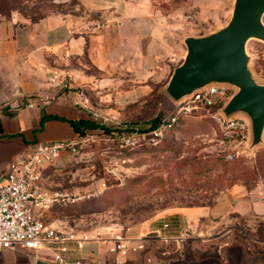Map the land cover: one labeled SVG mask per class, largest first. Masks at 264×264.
<instances>
[{
	"label": "rangeland",
	"instance_id": "rangeland-1",
	"mask_svg": "<svg viewBox=\"0 0 264 264\" xmlns=\"http://www.w3.org/2000/svg\"><path fill=\"white\" fill-rule=\"evenodd\" d=\"M233 6L234 0H0V18L35 22L66 15L81 26L90 48V54L80 58L87 75L69 82L70 90L113 129L109 135L89 132L91 137H81L75 152L65 151L59 165L45 169L46 188L61 195L45 212L47 222L76 234L101 231L105 237L114 229L130 227L128 235L137 230L144 247L122 256L121 264H264L263 218L229 212L226 199L235 184L264 191V130L262 141L244 151L245 142L226 136L197 108L156 141L141 136L153 117L164 119L177 102L189 100L187 95L175 101L165 90L184 59L185 37L223 28ZM125 8L139 13L136 17H150L158 29L153 36L158 50L145 53V43L137 47L134 76L122 68V61L110 73H96L94 47ZM245 50L253 79L264 84V42L248 39ZM136 89L147 92L134 97L130 91ZM238 116L246 118L240 112L229 115ZM230 153H235L232 158ZM213 205L217 211L191 224L167 214ZM172 219L190 229L189 238L165 244L147 237L148 231Z\"/></svg>",
	"mask_w": 264,
	"mask_h": 264
},
{
	"label": "crops",
	"instance_id": "crops-1",
	"mask_svg": "<svg viewBox=\"0 0 264 264\" xmlns=\"http://www.w3.org/2000/svg\"><path fill=\"white\" fill-rule=\"evenodd\" d=\"M138 14L125 8L117 23L112 24V30L105 32L103 42L94 47L96 73H110L122 61V68L132 70L134 76L137 47L145 43V53L158 50L153 38L158 29L150 23V17H136ZM89 50L81 26L66 15H48L35 22L19 16L0 18V181L5 179L8 161L29 150L35 142L73 141L80 137L70 121L90 118L91 109L71 92V83L64 86L61 79L69 77L71 82L87 75L80 58L90 54ZM130 92L134 97H142L147 91ZM226 199L229 212L254 214L264 220V191L259 193L258 187L235 184ZM215 211L217 205L178 208L167 214L191 224ZM132 232L129 236L136 237L138 231ZM79 254L92 264H121V257L109 253L107 246L99 242H86ZM0 264L53 263L51 252L43 248H0Z\"/></svg>",
	"mask_w": 264,
	"mask_h": 264
},
{
	"label": "built area",
	"instance_id": "built-area-1",
	"mask_svg": "<svg viewBox=\"0 0 264 264\" xmlns=\"http://www.w3.org/2000/svg\"><path fill=\"white\" fill-rule=\"evenodd\" d=\"M56 76L53 77L55 79ZM69 77H63L61 83L68 86ZM223 83L208 84L191 94L188 101H179L174 109L161 121L160 126L143 133L149 141H156L163 133L175 129L182 115L197 108L206 111L205 116L212 120L226 136L249 146L250 124L242 116L231 118L222 112L235 87ZM234 88V89H230ZM33 106L32 103L28 104ZM90 111V118L104 124L107 118L96 111ZM86 138L91 135H84ZM38 141L29 150L11 158L6 166L5 179L0 181V248L37 250L51 252L53 264H92L79 253L88 241L99 242L107 246V251L117 256H125L144 247L143 237H130V227L111 230L105 237L101 231L94 235L76 234L72 231L57 229L45 219V212L61 196L57 191L46 188L47 167L60 164L65 151H76V146L83 141ZM235 153L228 154L232 158ZM158 238L165 244L180 242L189 238L190 229L172 220H164L159 228ZM264 250V241L262 242Z\"/></svg>",
	"mask_w": 264,
	"mask_h": 264
},
{
	"label": "water",
	"instance_id": "water-1",
	"mask_svg": "<svg viewBox=\"0 0 264 264\" xmlns=\"http://www.w3.org/2000/svg\"><path fill=\"white\" fill-rule=\"evenodd\" d=\"M264 0H234L232 15L218 31L204 36H187L186 53L166 85L167 94L179 101L192 92L212 83L235 87L222 112L229 116L243 113L250 124L252 149L262 141L264 130V84H258L248 70V39L264 42ZM148 238L158 231H148Z\"/></svg>",
	"mask_w": 264,
	"mask_h": 264
},
{
	"label": "trees",
	"instance_id": "trees-1",
	"mask_svg": "<svg viewBox=\"0 0 264 264\" xmlns=\"http://www.w3.org/2000/svg\"><path fill=\"white\" fill-rule=\"evenodd\" d=\"M162 121V118L159 115H156L155 117H153L149 123H148V127H145L144 129H142L143 133H148L149 131L157 128L158 126H160ZM73 129L77 132L78 135L80 136H84L86 134H88L89 132H92L94 130H98L101 131L102 133L109 135L111 133H113V129H111L110 127L104 125V124H100L90 118H78L77 120H72L70 121ZM141 133V134H143ZM263 249V248H262ZM264 252V250H263Z\"/></svg>",
	"mask_w": 264,
	"mask_h": 264
}]
</instances>
